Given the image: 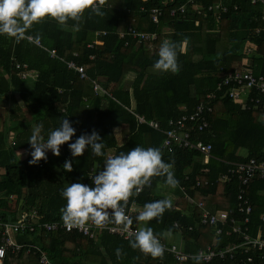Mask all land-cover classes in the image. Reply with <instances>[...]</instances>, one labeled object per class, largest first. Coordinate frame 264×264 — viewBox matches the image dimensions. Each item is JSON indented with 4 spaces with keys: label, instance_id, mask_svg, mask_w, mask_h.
<instances>
[{
    "label": "trees",
    "instance_id": "obj_1",
    "mask_svg": "<svg viewBox=\"0 0 264 264\" xmlns=\"http://www.w3.org/2000/svg\"><path fill=\"white\" fill-rule=\"evenodd\" d=\"M185 2L102 0L103 16L86 11L78 22L69 20L61 26L46 19L34 25L30 30L32 34L39 33L41 44L56 50L64 61L51 58L35 43H15L11 38L0 36V101L6 103V108L2 109L5 111L4 128L0 130L1 219L18 221L34 213L39 223L62 221L60 209L65 200L60 193L64 187L72 182L91 185V169H102L110 151L117 155L139 145L159 148L162 159L173 165L171 170L178 184L172 191L164 183V177H152L150 185L130 196L136 207L142 209L146 202L165 198V192L181 194L177 202H172L171 209L148 222V226L164 240L167 234H181V245L187 253H196L213 244V227L196 229L203 211L184 198L182 188L211 212L236 211L240 182L232 179L221 183L219 178L232 165L245 164L250 159L264 161V123L258 121L257 110L243 109L225 95L226 90L216 93L210 102L213 107L209 116L211 130L193 132L213 148L207 165L195 150L165 151L162 148L164 132L169 129L171 119L192 113L201 101H207L208 94L216 91L226 72L242 64L243 48L248 41L257 45L250 64L256 75L264 76V31L255 35V27L264 28V22H254V16L260 17L262 9L252 6L248 0H238V9L220 21L192 13L184 18L178 13L172 15V11H177ZM154 9L162 10L158 25L151 19ZM74 23H78V30L72 27ZM130 26L157 32L160 36L157 49L150 52L132 38L120 39L118 32ZM98 31L107 33L100 37L101 45L91 48L89 45ZM185 38L184 52L177 57L179 70L164 74L154 71L152 65L161 41L181 42ZM222 41L225 47L220 49ZM68 61L83 66L88 79H81L68 69L65 63ZM17 63L38 73L31 87L22 80ZM94 82L105 93H96ZM136 115L147 122L159 123L160 129L140 123ZM65 117L75 129L69 143L95 129L105 145V156H93L85 149L81 156L73 158L65 143L60 146L58 156L48 151L46 160L30 165L27 142L31 128L42 123L41 134L46 138ZM10 136L15 145L11 144ZM66 159L72 160L70 172L63 169ZM197 179L201 181L199 187H196ZM13 198L21 201L16 214L8 211ZM247 198L252 207L250 233L256 236L262 231L264 235V178L257 177L251 183ZM136 214L131 220L139 228ZM236 215L242 219L241 215ZM175 223L180 228L174 227ZM190 226L194 227L193 231L188 230ZM15 240L21 245L40 247L57 264H196L194 260L178 263L165 255L153 258L132 249L129 240L107 233L100 234L95 241L76 232L35 234L26 231L17 233ZM240 242L239 236L224 234L218 238V247ZM117 248L121 250L119 258ZM247 257L239 255L241 262L216 260L199 264H264L257 257L247 263ZM3 264L39 262L37 255L27 253L26 247L16 259L8 255Z\"/></svg>",
    "mask_w": 264,
    "mask_h": 264
},
{
    "label": "built area",
    "instance_id": "obj_2",
    "mask_svg": "<svg viewBox=\"0 0 264 264\" xmlns=\"http://www.w3.org/2000/svg\"><path fill=\"white\" fill-rule=\"evenodd\" d=\"M147 1V0H143ZM210 1V2H209ZM238 0H186L177 11H172V15L179 14L183 18L188 13H192L197 16L210 17L216 21L222 20V18L238 9ZM252 6L260 7L262 14L259 17L254 16V22H264V0H248ZM145 11L144 8H141ZM162 15L161 9H154L151 11L152 22L156 25L159 24L160 17ZM264 28L255 27V35L262 34ZM107 32L98 31L95 34V39L89 47L101 45L100 37L106 35ZM120 39L126 40L132 38L137 41V45L146 46L147 50L154 52L157 49V42L159 41V34L157 32L140 31L134 26L128 27L126 30L118 32ZM168 40V39H167ZM41 49L49 53L51 58H60L57 55L56 50L49 49L39 42L36 44ZM257 51V45L254 42L248 41L244 45L242 55L245 57L242 64L237 65L232 70L225 73L222 81L218 84L215 92L207 95V101H201L197 108L192 113L183 114L179 118H174L169 121V129L164 132L165 140L162 148L168 153L174 152L176 149L182 150H195L202 156V163L207 165L212 158V146L205 143L201 138L194 135V131L201 133L209 132L211 130V123L209 116L213 112V107L210 102L216 97V93L225 91V95L236 104L240 105L243 109H254L259 112L258 121L264 123V76L256 75L252 65L250 64L251 56ZM76 55V54H75ZM68 69L73 70L79 74L81 79H88L85 68L77 65L73 61L65 62ZM16 69L20 70V76L22 79H32L34 81L38 78V73L29 71L27 65L16 64ZM94 90L96 93L105 91L94 82ZM185 110V107H183ZM135 114V113H133ZM140 123L149 124L156 130L160 129V125L157 122H147L144 118L136 115ZM12 145H15L13 136L9 137ZM114 151H110L107 156H113ZM97 170L91 169L90 175H95ZM264 178V161H257L256 159H250L245 164H235L229 168L227 173L220 176L219 181L221 183L231 182L232 179L238 180L240 188L238 192V204L236 211L216 210L211 212L207 209L206 205L202 202H196L190 197L185 188H182L184 198L188 200L192 205H197L202 209V217L198 223L196 229L202 226H212L215 232V238L213 244L208 245L206 248L199 250L203 252L204 259L201 261L204 263H212L218 261H243L238 258L239 255L248 256L246 258L247 263H252L254 258L257 257L262 263H264V235L260 231L256 236L251 235L249 223V216L252 212V207L247 198V193L251 183L257 178ZM90 179V178H89ZM91 180V179H90ZM151 184V183H150ZM201 185L200 180H196V187ZM143 190V187L141 191ZM140 191V192H141ZM138 192V193H140ZM176 208V207H175ZM126 214L132 219L133 215L140 209L136 207L129 197V201L126 205ZM236 214L242 216L238 218ZM29 217V220H28ZM24 219L18 221L3 220L0 218V264H3L8 255L13 256L15 259L19 254L27 247V253L37 255L39 264H57L51 260L48 253L43 251L36 245H21L15 240V235L19 232L29 231L30 233L40 234L42 232L54 233L58 231L76 232L80 235L89 237L95 241H98L99 235L107 233L115 235L125 240H130L134 236V232L138 229L132 223L128 227V231H122L121 226L114 224H106L104 226H96L92 224H86L84 226L69 227L64 224L63 221L58 222H38L36 220V214H31ZM264 221V215L262 216ZM174 227L180 228L178 223H175ZM189 231H193L194 227H188ZM226 234L227 236L237 235L240 237L241 242L238 244H231L223 248L218 247V238ZM161 239V238H160ZM164 246L165 256H170L174 261L178 263H185L189 260H194L195 253H187L184 251L182 245L175 243H169L168 241L161 239ZM197 253V252H196ZM161 264H165L162 262Z\"/></svg>",
    "mask_w": 264,
    "mask_h": 264
},
{
    "label": "clouds",
    "instance_id": "obj_3",
    "mask_svg": "<svg viewBox=\"0 0 264 264\" xmlns=\"http://www.w3.org/2000/svg\"><path fill=\"white\" fill-rule=\"evenodd\" d=\"M86 11L103 16L102 0H0V36L11 38L15 43L27 41L39 44V33L32 34L30 31L34 25L46 19L54 20L61 26L69 20L78 22ZM72 27L78 30L79 25L74 23ZM186 39L181 42L167 39L161 41L156 53L157 59L152 65L153 70L160 74L177 72V57L184 52ZM42 129V123L31 128L27 142L30 146V165L46 160L48 151L58 156L60 146L65 143L73 158L81 156L85 149L93 156H105V145L95 129L81 134L69 143L75 135V129L67 117L61 119L59 125L47 133L46 138L41 134ZM172 167L171 163L162 159L160 149L155 147L137 145L126 153L106 156L102 169L95 175H89L91 185L72 182L63 188L60 195L65 204L60 209L61 219L69 227L89 223L96 226L114 224L127 232L132 223L125 210L129 197L140 192L142 187L150 185L154 176L164 177V183L175 188L178 180ZM63 169L70 172L72 160L66 159ZM172 206V200L167 197L146 202L135 216L136 222L141 226L129 240V246L153 258L162 256L164 246L148 226V222L160 218ZM115 251L119 258L121 250L117 248ZM204 258L203 252H197L193 256L196 264Z\"/></svg>",
    "mask_w": 264,
    "mask_h": 264
},
{
    "label": "rangeland",
    "instance_id": "obj_4",
    "mask_svg": "<svg viewBox=\"0 0 264 264\" xmlns=\"http://www.w3.org/2000/svg\"><path fill=\"white\" fill-rule=\"evenodd\" d=\"M225 47V42L222 41L221 45H220V49H223ZM28 86H32L33 83H30L28 82L27 83ZM6 103H2L0 101V130H2L4 127H3V119H4V114H5V111L2 110L3 108L5 109V105ZM169 188L170 190L174 191L175 188H171V187H167ZM175 197V199H171L172 202L174 201H178L179 197L181 196V194L178 192L176 195L172 192V196H169V198H172V197ZM21 204V201H18L16 202V199H12L11 202H10V209L8 211H11L12 214H16L17 213V206ZM15 218V216H13ZM166 241H168L169 243H175L177 245H181L182 244V238H181V234H167L166 235Z\"/></svg>",
    "mask_w": 264,
    "mask_h": 264
},
{
    "label": "crops",
    "instance_id": "obj_5",
    "mask_svg": "<svg viewBox=\"0 0 264 264\" xmlns=\"http://www.w3.org/2000/svg\"><path fill=\"white\" fill-rule=\"evenodd\" d=\"M22 80H24V79H22ZM25 81L28 83V82H30V83H34L35 81L34 80H32V79H25ZM165 194V196L168 198V199H175V197L173 196L172 198H169V196H172V193H168V192H165L164 193ZM174 202H176V201H174Z\"/></svg>",
    "mask_w": 264,
    "mask_h": 264
}]
</instances>
